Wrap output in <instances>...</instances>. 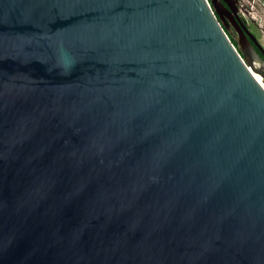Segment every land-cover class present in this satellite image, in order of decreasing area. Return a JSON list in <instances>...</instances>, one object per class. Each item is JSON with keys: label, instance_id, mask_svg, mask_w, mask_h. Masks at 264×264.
<instances>
[{"label": "water", "instance_id": "95a60500", "mask_svg": "<svg viewBox=\"0 0 264 264\" xmlns=\"http://www.w3.org/2000/svg\"><path fill=\"white\" fill-rule=\"evenodd\" d=\"M216 1L0 0V264H264V51Z\"/></svg>", "mask_w": 264, "mask_h": 264}, {"label": "rangeland", "instance_id": "374dc122", "mask_svg": "<svg viewBox=\"0 0 264 264\" xmlns=\"http://www.w3.org/2000/svg\"><path fill=\"white\" fill-rule=\"evenodd\" d=\"M208 1L210 2L211 0ZM238 2L242 8V16L250 24H253V31H251V34L257 39L258 44L264 51V0H238ZM228 31L233 39L238 43V36L236 32L231 27ZM236 49L239 50L238 46ZM248 59L252 61L253 66H264L262 58L252 52H250ZM258 75L261 77L260 74Z\"/></svg>", "mask_w": 264, "mask_h": 264}, {"label": "flooded vegetation", "instance_id": "af4514ba", "mask_svg": "<svg viewBox=\"0 0 264 264\" xmlns=\"http://www.w3.org/2000/svg\"><path fill=\"white\" fill-rule=\"evenodd\" d=\"M216 6L220 13V18L222 19L223 24H228V30L230 27L234 30L231 22L236 20L237 22L240 21L241 24H245L248 31H253V24H250L243 16H242V8L238 2V0H217ZM235 31V30H234ZM252 44V43H251ZM253 48L255 49L254 54L261 57L260 54L257 52H261L257 47L252 44ZM262 53V52H261ZM264 55V54H263ZM264 62V60L262 59Z\"/></svg>", "mask_w": 264, "mask_h": 264}, {"label": "trees", "instance_id": "16d2710c", "mask_svg": "<svg viewBox=\"0 0 264 264\" xmlns=\"http://www.w3.org/2000/svg\"><path fill=\"white\" fill-rule=\"evenodd\" d=\"M222 24H223V23H222ZM224 29H225V28H224ZM225 31H226L227 35L229 36L231 42L234 44L235 47H237V46H238V43L233 39V37L230 35V33H229L228 30L225 29ZM257 52L260 54L261 58L264 60V55H263V53H261V52H259V51H257Z\"/></svg>", "mask_w": 264, "mask_h": 264}, {"label": "bare ground", "instance_id": "6f19581e", "mask_svg": "<svg viewBox=\"0 0 264 264\" xmlns=\"http://www.w3.org/2000/svg\"><path fill=\"white\" fill-rule=\"evenodd\" d=\"M259 66L255 65V69H258ZM255 69H251L253 75L256 77V79L260 82V84L264 85L262 78L254 71Z\"/></svg>", "mask_w": 264, "mask_h": 264}]
</instances>
